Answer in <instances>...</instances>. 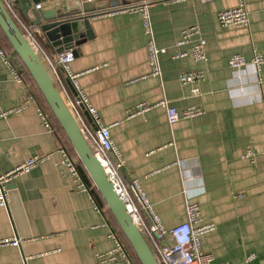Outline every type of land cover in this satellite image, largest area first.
Returning a JSON list of instances; mask_svg holds the SVG:
<instances>
[{"label": "crops", "instance_id": "0c3cea01", "mask_svg": "<svg viewBox=\"0 0 264 264\" xmlns=\"http://www.w3.org/2000/svg\"><path fill=\"white\" fill-rule=\"evenodd\" d=\"M144 1L150 2L157 44L167 49L161 55V78L144 77L150 71L149 36L141 12L102 14ZM28 2L21 0L22 6ZM244 2L248 27L218 21V12L239 0H81L99 15L91 19L93 35L76 45L72 62L103 121L123 122L111 127L124 157L123 182L139 180L168 228L186 220L187 198L197 201L202 221L217 225L202 237L203 249L214 256L212 264H264V66L259 78L251 61L255 52L264 54V0ZM17 7L26 23H34L28 19L31 12L27 16ZM192 25L200 26L207 41L205 62L175 56L190 47L178 41ZM35 27L39 44L55 55L56 47ZM9 53L14 67L0 58V175L30 157L52 155L6 185L7 196L8 185H17L32 236L22 237L9 205H0V239L21 238L20 246L0 245V264H135L126 246L128 256L119 251L114 259H100L115 250L113 224L90 193L60 172V140L37 107L27 103L32 86L14 52ZM235 53L248 61L240 71L229 65ZM200 69L206 71L202 81H180L183 73ZM164 96L179 111L195 105L205 113L173 125L161 106L130 115L139 103L153 104ZM248 149L253 159L245 156ZM250 254L255 258L248 262Z\"/></svg>", "mask_w": 264, "mask_h": 264}, {"label": "built area", "instance_id": "2783aa9c", "mask_svg": "<svg viewBox=\"0 0 264 264\" xmlns=\"http://www.w3.org/2000/svg\"><path fill=\"white\" fill-rule=\"evenodd\" d=\"M16 2L17 0H4L7 9L13 14V17L15 16L16 20L25 31L24 34L26 37L42 56L54 83L62 92L72 109L84 137L92 147L94 154L101 160L113 179L119 194L128 204L133 219L139 226L143 235L150 238L152 243L151 249L159 262L161 264H212L214 256L212 253L206 252L203 249L202 237L205 234L216 230L217 225L213 222H203L200 204L197 201L187 198L185 200L186 220L174 227L168 228L154 209L152 202L149 200L139 180L133 179L128 185L123 182L121 178V169L124 166V157L113 140L111 133V127L113 125H123V122L107 124L103 121L97 108L91 103L81 86L80 78L82 72H76L72 68V62L75 60V55L72 49H63L57 52L55 56L47 53V51H45V49L39 44L35 25H30L22 19ZM149 3L150 2L148 1H144L143 3L136 5H126L109 12H103L102 14L107 15L119 10L141 12L143 27L146 34L149 36L148 57L150 71L144 77L155 76L161 78V55L167 52V49L162 48L157 44L151 15L148 9L150 5ZM36 7H40V4H37ZM217 17L222 26L239 25L248 27L250 25L249 12L244 0H239V4L235 7L219 11ZM206 43L207 41L203 37L199 25H192L184 28L181 31V39L178 41V46L190 45V47L187 50H178V52L175 53V56H190L195 62H205L207 61ZM0 58L6 64L14 67V65H12L13 59L11 58L9 51L1 44ZM251 61L255 67V73L260 78V70L264 66V54L255 52ZM246 64H248L247 59L240 53L233 54L229 59V65L235 71H240ZM15 74L18 80L23 81L22 73L18 72L16 68ZM205 77L206 71L200 69L183 73L180 76V81L185 84H196L205 79ZM66 82H69L76 91V94H74L73 97L68 93ZM197 91L198 89L194 87L193 92ZM28 97L29 99L27 103H33L37 107L46 125L49 126L52 131L56 132V128L50 119V114L41 106L32 89L28 92ZM81 104L85 106L90 114L91 122L86 121L81 110ZM156 106H161L165 109L167 120L170 125L175 124L181 119H191L205 113L204 108L195 105L179 111L171 104L170 100L164 96L153 104L148 102L139 103L130 115L133 116L140 112H146ZM20 109H22V106L8 110L7 112H4L3 115H7L11 111ZM58 151L62 154L61 160L57 162L60 172L63 175L71 177L81 190L87 191L91 194V188L85 182L78 167V160L74 159L61 144L58 147ZM51 155L52 154L49 153L30 157L10 172L0 175V205L8 206V196L6 193V185L8 182L21 174L30 172L37 165L50 159ZM245 156L253 159V150L248 149L245 152ZM110 237L116 244L115 250H112L105 256H99L100 259H114L119 251L124 252L128 256L127 249L114 227H112L110 231ZM0 245L20 246L21 238L18 236L3 238L0 239ZM254 258L255 254H250L246 257V261L249 262Z\"/></svg>", "mask_w": 264, "mask_h": 264}, {"label": "water", "instance_id": "95a60500", "mask_svg": "<svg viewBox=\"0 0 264 264\" xmlns=\"http://www.w3.org/2000/svg\"><path fill=\"white\" fill-rule=\"evenodd\" d=\"M16 4L25 15L28 16L29 12L32 13V16L28 18L30 21H34L31 24L40 28L43 35L56 47L57 52L63 49H72L75 57L78 56L76 45L82 37L93 35L91 19L99 15V12L92 13L90 9L83 6L81 0H29L23 6L21 0H17ZM37 4H40V7H36ZM0 30L34 80L45 102L67 135L78 160L99 192L107 209L118 223L140 263L161 264L133 219L128 204L119 194L113 179L84 137L76 117L67 100L54 83L42 56L21 30L19 24L7 9L4 0H0ZM69 85L76 94L73 86L70 83ZM81 108L85 110L90 118L83 104H81ZM7 190L8 205L20 235L22 237L32 236L20 201L17 185L11 183L8 185Z\"/></svg>", "mask_w": 264, "mask_h": 264}, {"label": "trees", "instance_id": "16d2710c", "mask_svg": "<svg viewBox=\"0 0 264 264\" xmlns=\"http://www.w3.org/2000/svg\"><path fill=\"white\" fill-rule=\"evenodd\" d=\"M20 13V11H19ZM13 15V14H12ZM21 16V14H20ZM14 19L16 20L15 16ZM16 22L19 24V22L16 20ZM21 30L23 32H25L23 30V28L21 27V25L19 24ZM0 44L5 47L9 52L13 51L12 47L8 44V42L5 40L1 30H0ZM48 53V52H47ZM51 54V53H50ZM52 56H55L54 54H51ZM14 56L16 57V59L22 64L23 66V73H24V77L27 79L29 85L32 86V90L34 91L39 103L41 104V106L50 114V119L52 120V123L54 125V127L56 128V135L58 136L59 140H60V144L62 146H64L67 151L70 153V155L74 158L78 160V157L67 137V135L65 134L64 130L62 129V127L60 126V124L58 123L57 119L55 118L54 114L52 113L51 109L49 108V106L47 105V103L45 102L41 92L38 90L34 80L32 79V77L30 76V74L28 73L27 69L25 68V66L23 65V63L21 62V60L19 59V57L15 54L14 52ZM43 59V58H42ZM23 75V74H22ZM78 167L80 169V172L85 180V182L87 183V185L91 188L90 192L92 194V196L94 197L95 201L97 202V204L105 209L107 215L109 216V219L111 221V223L113 224V227L116 229V231L118 232L122 242L124 243V245L126 246V248L128 249L130 255L132 256V258L134 259L135 264H141L139 259L137 258L134 250L132 249L131 245L129 244V242L127 241L126 237L124 236L123 232L121 231V228L119 227L118 223L116 222V220L114 219L113 215L111 214V212L107 209L103 199L101 198L99 192L97 191V189L95 188L94 184L92 183L91 179L89 178V176L87 175L84 167L82 166L81 162L78 160ZM146 240L148 241L149 245L152 248V243L149 237H147L145 235Z\"/></svg>", "mask_w": 264, "mask_h": 264}, {"label": "bare ground", "instance_id": "6f19581e", "mask_svg": "<svg viewBox=\"0 0 264 264\" xmlns=\"http://www.w3.org/2000/svg\"><path fill=\"white\" fill-rule=\"evenodd\" d=\"M61 92V91H60ZM62 93V92H61ZM70 107V106H69ZM72 110V109H71ZM73 112V111H72ZM74 114V113H73ZM75 116V115H74Z\"/></svg>", "mask_w": 264, "mask_h": 264}]
</instances>
